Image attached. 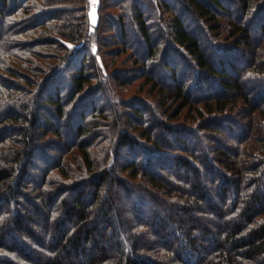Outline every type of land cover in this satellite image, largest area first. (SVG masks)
I'll use <instances>...</instances> for the list:
<instances>
[{
  "label": "trees",
  "instance_id": "trees-1",
  "mask_svg": "<svg viewBox=\"0 0 264 264\" xmlns=\"http://www.w3.org/2000/svg\"><path fill=\"white\" fill-rule=\"evenodd\" d=\"M91 4L0 0V264H264V0Z\"/></svg>",
  "mask_w": 264,
  "mask_h": 264
},
{
  "label": "rangeland",
  "instance_id": "rangeland-1",
  "mask_svg": "<svg viewBox=\"0 0 264 264\" xmlns=\"http://www.w3.org/2000/svg\"><path fill=\"white\" fill-rule=\"evenodd\" d=\"M98 2H99V0H92L91 9H90V16H91L92 23H96V21H97V17H98V11H97V9H98L97 8L98 7ZM226 16L227 15L222 14L221 15V19H225ZM189 20L191 22H193V19L192 18L189 19ZM126 57H127V54L124 55V58H126ZM119 66H121V65H119ZM156 69L158 70L159 73H162L160 68H156ZM122 75L124 76V79H126L127 88H125V90L123 91V93H122L121 88H119L117 84H115V88H116L117 91L120 90L122 94H124L127 91V93H125V96H126L127 99L133 98V97H136V96H142V98L148 99L150 101H156V97L155 96H151V97L148 98L149 94H148V91H147L148 90L147 89V86L144 88V91H139V89L142 88L143 85H144V82L141 79H137V78L134 79V76L133 75H130V74L128 76L126 74L125 75L122 74ZM150 116H152V114ZM172 116L173 115L171 114L169 116V118H171ZM176 121L179 122V123H182L183 121H185L183 114L180 115V116H178ZM61 128L63 130H65L66 129V125L65 126L62 125ZM105 142L106 141L104 140L102 143H105ZM196 142H197V140H196ZM101 194L104 195V190L101 191ZM35 230H36V232L38 234H43V232L40 230V228H36L35 227ZM23 241L24 242H27V240L26 241L23 240ZM29 243L32 244V242H29Z\"/></svg>",
  "mask_w": 264,
  "mask_h": 264
}]
</instances>
